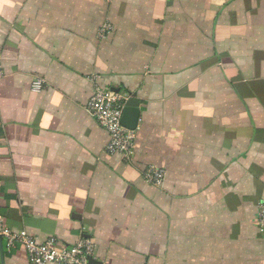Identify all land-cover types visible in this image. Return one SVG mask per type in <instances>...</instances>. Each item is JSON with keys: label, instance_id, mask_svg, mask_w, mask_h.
I'll list each match as a JSON object with an SVG mask.
<instances>
[{"label": "crops", "instance_id": "1", "mask_svg": "<svg viewBox=\"0 0 264 264\" xmlns=\"http://www.w3.org/2000/svg\"><path fill=\"white\" fill-rule=\"evenodd\" d=\"M0 64V229L100 264H264V0H0ZM94 84L138 102L128 161ZM0 264L28 260L0 237Z\"/></svg>", "mask_w": 264, "mask_h": 264}, {"label": "built area", "instance_id": "2", "mask_svg": "<svg viewBox=\"0 0 264 264\" xmlns=\"http://www.w3.org/2000/svg\"><path fill=\"white\" fill-rule=\"evenodd\" d=\"M107 30L108 26L101 27L100 36H104ZM2 75L0 64V78ZM125 99V95L102 89L94 84L85 110L108 135L106 153L128 161L132 154L135 133L125 128L121 122ZM164 176V171L155 167H149L143 174L145 182L156 187L163 185ZM259 220L264 226V202L259 205ZM0 237L4 238L8 251L16 246L22 247L28 264H88V259L92 258L94 253V245L84 239L77 240L72 245L58 246L54 237L40 240L26 232H15L5 228L0 229Z\"/></svg>", "mask_w": 264, "mask_h": 264}, {"label": "water", "instance_id": "3", "mask_svg": "<svg viewBox=\"0 0 264 264\" xmlns=\"http://www.w3.org/2000/svg\"><path fill=\"white\" fill-rule=\"evenodd\" d=\"M139 116L138 102L131 98L129 99L124 107L123 116L121 119L122 125L130 130L135 129ZM88 264H100L93 260V258L88 259Z\"/></svg>", "mask_w": 264, "mask_h": 264}]
</instances>
